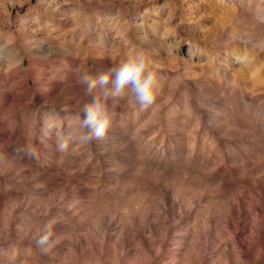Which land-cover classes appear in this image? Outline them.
Returning <instances> with one entry per match:
<instances>
[{
  "label": "rangeland",
  "instance_id": "rangeland-1",
  "mask_svg": "<svg viewBox=\"0 0 264 264\" xmlns=\"http://www.w3.org/2000/svg\"><path fill=\"white\" fill-rule=\"evenodd\" d=\"M257 14L264 15V0H0V46L12 38L7 48L25 56L29 84L21 91L53 80L62 89L84 87L35 51V39L66 47L67 58L86 55L82 70L93 77L141 53L157 77L147 107L133 105L127 87L106 102L112 126L91 145L70 138L91 96L65 105L72 96L63 91L46 110L29 100L18 128L1 125L0 264H92L86 232H96L101 220L113 235L152 224L155 231L145 234L151 248L161 237L167 245L154 250L151 264H172L173 241L186 248L196 232L210 233L207 264H264L253 249L242 258L231 238L236 223L238 240H249L257 224L253 207L264 204V49L253 47L264 42V22ZM0 64V78L17 68ZM17 80L10 77L8 85ZM110 86L98 85L93 95ZM58 110L65 112L61 127L50 119L47 141L33 144L38 159L26 156L21 149L44 134L33 116L46 122ZM61 135L69 137L67 152L57 148ZM41 231L48 245H38ZM134 243L127 261L139 263L146 256ZM114 249L105 243L111 264Z\"/></svg>",
  "mask_w": 264,
  "mask_h": 264
},
{
  "label": "bare ground",
  "instance_id": "bare-ground-1",
  "mask_svg": "<svg viewBox=\"0 0 264 264\" xmlns=\"http://www.w3.org/2000/svg\"><path fill=\"white\" fill-rule=\"evenodd\" d=\"M9 39H6V41H4L5 43H3L2 46H0V60H2L3 63L6 64L5 70H9L10 66L12 65H16L17 68L11 71L9 74L4 75L0 78V80L2 81L0 83V112L4 113L0 115V118L2 119V122H0V128H1V125H3V123L6 124L9 122H15L14 127L18 128L17 126H19L20 124H16V122L21 123L20 114L23 112V110L27 108V102L29 100H37V104H39L42 109L46 110L47 107H45L46 106L45 104L53 102L63 91L65 92L67 96L69 95L72 96L71 98H67L65 100V103H64L65 105L70 104L73 100L82 99V97L85 96L83 90H78L76 87H72L69 89H62L60 86L57 85L58 82H55L54 80L48 83H44L42 85L40 84L39 85L40 87L37 89L28 88L27 90L21 91V88L19 86L20 84H23V87L24 86L26 87V85L29 84V77L25 71V68L23 67L25 56L21 52H16L15 50L10 51V49L7 48V45L12 41V38L10 40ZM30 46H33L35 51L44 53L49 61H51L50 59H53L55 62L59 63L61 65L59 68L60 69L62 68L61 72L66 74L69 79H71V77H73L74 75H77L76 73L77 67H79L82 70L83 67L86 65V55L83 56L81 59H79L76 54H75V57L73 56L74 58H67L65 55H63L62 52H64V50L67 49L66 47L65 48L59 47V49L55 48L54 50L49 46L48 43L42 40H38V39H35V41H33L30 44ZM65 53L67 54V52ZM91 54L93 55V53ZM94 55H97L100 58L104 57V55L100 51H94ZM1 66L2 65L0 64V67ZM46 68L48 67L46 66ZM52 70L54 71L53 68ZM12 76L18 77L19 81L18 80H17L18 82L15 81L18 85L14 86L13 85L14 83L11 86L8 85L9 78ZM15 89H17V91L20 90L19 91L20 93L15 91ZM95 91H97V89ZM57 114L59 118L54 119V117H56ZM64 114H65L64 110H58L57 112L49 113L48 115L49 117H47L46 118L47 120H45L46 122H42V120H40L37 116H33V121H32L33 124L37 125V122L42 124L44 134L39 132L37 135H34L30 139L31 140L30 146H33L34 143L38 142L41 137H43L45 139L44 142H46L47 141L46 135H49L50 133H45V126H46L45 123L49 122V120L51 119L52 121L57 122V124H59V126L61 127L62 118H63L62 116ZM7 116L9 118H7ZM1 132H4V131H1ZM2 136L4 135L0 133V137ZM3 139L5 138H2V140ZM2 140L0 138V141ZM9 142H10V139L7 140V143ZM15 142L17 143L18 146L21 145V142H19V140L15 139ZM0 167L2 166L0 165ZM5 168L8 169L7 166H5ZM11 170L12 169H8L7 171L11 172ZM253 208L256 211L257 224H256L255 229L253 228L254 229L253 233L249 235L248 241L238 240L237 237L239 233H242V230L239 228L238 224L233 223L232 225L233 237L231 238H233V242L234 244H236L237 248L242 250L240 252L242 258L247 257L251 249H253L255 253L257 254V256L255 255V257H258L259 255H264V228L260 227V223H261L260 221L263 220L262 217H264V204L255 203ZM239 215H237V217H240ZM230 223L232 222L230 221ZM164 224H165L164 225L165 227L163 228V231H164L163 233H164V236H167L170 233L168 230L169 218H165ZM151 225L143 226L142 230H135L134 228H131V227L121 228L120 230L117 229L119 232L116 235H113L111 234L109 230V222L106 220H101L99 222V228H98L99 230L96 229V232H92V230L86 232V263L92 262V264H111L109 261L107 262V260L104 259L106 242H113V245L116 248L113 250L114 254L112 255V257L114 258V264H151L153 263V261H155L154 250L157 249V252L159 250H163L166 247L167 242L163 239V237H161V239L157 241L156 248L155 247H154L155 249H152L153 247L151 248L150 239L148 238L147 235H145L147 232L155 231V229ZM43 233L44 231H41L38 233L35 232V236L38 239V236L41 237ZM209 234L208 233L202 234L200 232H196L194 237L192 236L193 239L196 240L195 243L193 241V243L188 244L189 246L186 248L180 246V245H184L180 241L179 242L173 241L172 243L173 247L168 250V255H169L168 258L171 260L170 263L172 264H207L209 260L207 252L210 249L209 243L211 241ZM180 238L182 237L180 236ZM133 243L135 244V250L143 253L146 256L144 261H141L139 263L135 261L134 262L127 261V257L129 256V253H130L128 249H129V246L132 245ZM199 244H201V247L199 246ZM182 250H185V252L181 253ZM41 257L44 258V256H41ZM41 257L39 256V258ZM241 257H238V258H241ZM211 264H236V262L234 259H229L223 262L213 261Z\"/></svg>",
  "mask_w": 264,
  "mask_h": 264
},
{
  "label": "clouds",
  "instance_id": "clouds-1",
  "mask_svg": "<svg viewBox=\"0 0 264 264\" xmlns=\"http://www.w3.org/2000/svg\"><path fill=\"white\" fill-rule=\"evenodd\" d=\"M259 22H264V15L257 14L255 17ZM253 47L264 49V42L257 43ZM78 82L83 85L85 96H91V102L85 103L80 113L75 117L76 127L71 135L73 144L91 145L93 140L103 139L108 130L112 126L109 111L106 102L109 99L115 100L124 94L127 87L130 102L133 105L147 107L154 101V89L157 86L156 73L152 70L150 62L141 53L128 57L120 64L113 66L108 72L93 77L88 72L76 69ZM102 94H95L97 86L104 87ZM57 114L54 119H58ZM53 131L51 124H46L45 133ZM69 137L60 136L57 148L61 152L69 150ZM23 153L33 159H38L36 148L25 147L21 149ZM50 225H45V233H47ZM38 245H48L49 237L47 234L42 235L38 241Z\"/></svg>",
  "mask_w": 264,
  "mask_h": 264
}]
</instances>
